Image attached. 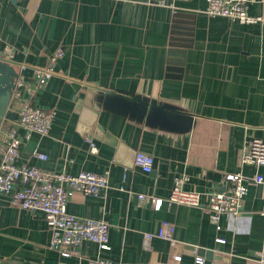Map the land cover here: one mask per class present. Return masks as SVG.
<instances>
[{
	"label": "crops",
	"instance_id": "1",
	"mask_svg": "<svg viewBox=\"0 0 264 264\" xmlns=\"http://www.w3.org/2000/svg\"><path fill=\"white\" fill-rule=\"evenodd\" d=\"M206 5V0H0V52L17 63L26 80L58 47L64 50L57 75L33 97L36 106L56 110L50 133L24 141L19 162L71 174L110 171L106 200L76 193L67 203L72 214L107 220L108 249L85 241L80 256H62L49 247L44 214L22 209L0 193V264H89L97 257L115 264H258L264 238L260 184H248L240 214H223L220 229L210 220L206 195L199 206L165 202L182 175L188 177L186 189L208 193L226 186V173L264 172V166L242 162L249 139L264 141V1L249 5L251 15L263 18L250 23L208 16ZM61 74L175 102L198 116L196 127L175 135L88 110L74 100L75 85ZM12 109H19L18 101ZM86 137L97 152L90 151ZM138 150L154 156L150 173L135 164ZM139 193L164 203L156 209ZM164 220L176 226L173 242L158 236L146 242L145 233H157Z\"/></svg>",
	"mask_w": 264,
	"mask_h": 264
},
{
	"label": "built area",
	"instance_id": "2",
	"mask_svg": "<svg viewBox=\"0 0 264 264\" xmlns=\"http://www.w3.org/2000/svg\"><path fill=\"white\" fill-rule=\"evenodd\" d=\"M204 12L208 16H222L240 22L250 23L262 20L261 16L249 13V5L264 0H206ZM8 52L11 54L9 48ZM64 55L62 47H58L50 56L47 64L35 69L33 79L26 80L20 75L13 92V103L18 101L17 118L5 129L0 127V193L9 196L12 204L31 212H42L51 231L49 247L57 250L62 256H80V247L85 241H92L102 249L109 248L110 224L105 219L81 217L68 212L69 198L76 193L108 198L110 171L96 173L82 170L78 174L66 171L42 169L28 163H20L21 145L31 139L34 134L47 136L52 127L56 110L42 108L33 103L34 94L48 85L57 75L56 63ZM11 121V120H8ZM91 152H97L98 146L91 137H86ZM45 159L46 154H38ZM135 164L144 172L150 173L154 167V156L143 150H138L134 158ZM242 162L264 166V141L259 138L249 139L242 152ZM188 177L185 175L175 179L173 188L165 202L168 205L182 204L199 206L203 195L208 198L207 210L210 220L220 229V219L223 214L236 218L241 211V202L247 194L249 183L260 184L264 190V172L247 176L240 172L226 173V186L204 193L198 190L186 189ZM123 189V187H120ZM143 202H151L154 208L160 209L164 200L152 198L145 193H139ZM264 215V205L262 209ZM176 226L164 220L157 233L146 232V242L154 236L173 242ZM224 242L225 239L219 238ZM205 259L196 256L197 263ZM89 264H115L102 257L90 258ZM258 264H264V238L261 256Z\"/></svg>",
	"mask_w": 264,
	"mask_h": 264
},
{
	"label": "water",
	"instance_id": "3",
	"mask_svg": "<svg viewBox=\"0 0 264 264\" xmlns=\"http://www.w3.org/2000/svg\"><path fill=\"white\" fill-rule=\"evenodd\" d=\"M16 64L0 52V127L17 118L16 110L12 109L13 92L20 76ZM59 76L75 85L74 100L96 113L175 135L189 134L196 127L198 116L175 102L103 81Z\"/></svg>",
	"mask_w": 264,
	"mask_h": 264
}]
</instances>
